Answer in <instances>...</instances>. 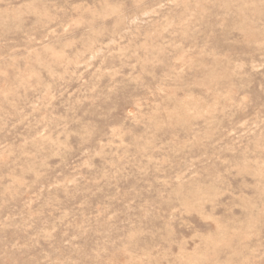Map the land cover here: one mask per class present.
<instances>
[{
  "label": "rangeland",
  "instance_id": "1",
  "mask_svg": "<svg viewBox=\"0 0 264 264\" xmlns=\"http://www.w3.org/2000/svg\"><path fill=\"white\" fill-rule=\"evenodd\" d=\"M0 264H264V0H0Z\"/></svg>",
  "mask_w": 264,
  "mask_h": 264
}]
</instances>
